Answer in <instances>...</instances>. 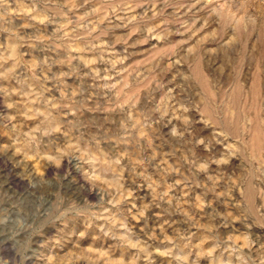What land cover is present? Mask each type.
Segmentation results:
<instances>
[{
    "label": "rangeland",
    "instance_id": "1",
    "mask_svg": "<svg viewBox=\"0 0 264 264\" xmlns=\"http://www.w3.org/2000/svg\"><path fill=\"white\" fill-rule=\"evenodd\" d=\"M0 264H264V0H0Z\"/></svg>",
    "mask_w": 264,
    "mask_h": 264
}]
</instances>
